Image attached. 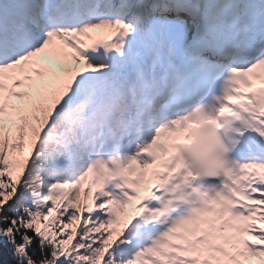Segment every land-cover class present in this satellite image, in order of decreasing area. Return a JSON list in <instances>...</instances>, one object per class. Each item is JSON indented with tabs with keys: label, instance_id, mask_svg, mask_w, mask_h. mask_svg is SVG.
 Segmentation results:
<instances>
[{
	"label": "snow or ice",
	"instance_id": "1",
	"mask_svg": "<svg viewBox=\"0 0 264 264\" xmlns=\"http://www.w3.org/2000/svg\"><path fill=\"white\" fill-rule=\"evenodd\" d=\"M0 264H264V0H0Z\"/></svg>",
	"mask_w": 264,
	"mask_h": 264
}]
</instances>
